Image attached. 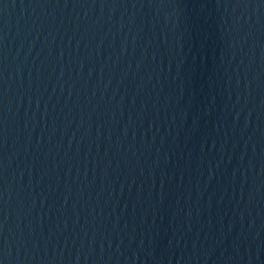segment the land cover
Listing matches in <instances>:
<instances>
[{
    "label": "water",
    "instance_id": "obj_1",
    "mask_svg": "<svg viewBox=\"0 0 264 264\" xmlns=\"http://www.w3.org/2000/svg\"><path fill=\"white\" fill-rule=\"evenodd\" d=\"M0 264H264V0H0Z\"/></svg>",
    "mask_w": 264,
    "mask_h": 264
}]
</instances>
